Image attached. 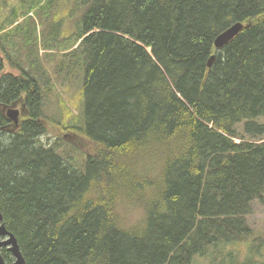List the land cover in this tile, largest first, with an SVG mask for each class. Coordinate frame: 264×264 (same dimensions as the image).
Returning <instances> with one entry per match:
<instances>
[{
    "label": "trees",
    "instance_id": "1",
    "mask_svg": "<svg viewBox=\"0 0 264 264\" xmlns=\"http://www.w3.org/2000/svg\"><path fill=\"white\" fill-rule=\"evenodd\" d=\"M3 3L0 210L26 263L264 264L248 221L264 197V0H71L62 17L60 0ZM40 45L63 52L59 72L84 69L83 169L42 139ZM18 100L14 130L2 108Z\"/></svg>",
    "mask_w": 264,
    "mask_h": 264
},
{
    "label": "rangeland",
    "instance_id": "2",
    "mask_svg": "<svg viewBox=\"0 0 264 264\" xmlns=\"http://www.w3.org/2000/svg\"><path fill=\"white\" fill-rule=\"evenodd\" d=\"M13 1L15 2L16 0ZM5 5L6 4L3 3V0H0V8ZM70 6L71 0H60L56 15L62 17L67 11H69ZM82 13L83 11L78 13L77 18L72 14L71 17L63 23V29L65 31L71 30L74 26V20L79 19ZM37 28L39 31L42 29L40 26ZM48 52L50 55H47V51L43 50V47L40 45L39 56L42 61L41 63L48 70L49 75L53 79L51 84L53 89H50L48 95L50 100L47 106H45L46 119L50 124L46 122L47 130L42 139L49 145H53L56 142L60 153L71 159L77 168L83 169L87 156L88 154H92L91 150L93 149L88 139L84 137L81 132V129L85 127L84 96L81 91L83 86L84 69H79V67L78 69L75 68L71 72V75H68L66 69L63 72H59L63 52ZM4 62V72H10L14 75L20 73L17 68L12 66V62L9 59H6V57H4ZM61 72L64 76H60L59 73ZM12 106H15L18 109L22 107V103L18 100L9 106H4L2 109L6 116L8 109ZM260 121L264 122V116L260 118ZM69 126H74L71 130L72 132L68 131ZM237 127L239 131H242L243 123H240ZM13 128L14 130H17L19 124H13ZM252 205L254 212L249 216L248 221L253 230V237L262 236L261 238H264V197L263 200H254ZM234 248L236 249V247ZM229 249H231V247H227L224 252H227ZM240 249L244 252L245 246H240ZM199 264H209V261L206 258H200Z\"/></svg>",
    "mask_w": 264,
    "mask_h": 264
},
{
    "label": "water",
    "instance_id": "3",
    "mask_svg": "<svg viewBox=\"0 0 264 264\" xmlns=\"http://www.w3.org/2000/svg\"><path fill=\"white\" fill-rule=\"evenodd\" d=\"M244 28V24L238 22L233 24L230 28L226 29L223 33H221L215 40V47L217 50L222 49L225 45H227L242 29ZM214 57L209 62V67H211ZM16 105V104H14ZM3 110V109H2ZM21 116L26 115L25 107L22 105L21 109H17L15 106H12L9 111V117L15 118L14 114ZM13 120V119H12ZM15 124L18 125L19 121H15ZM7 248L14 256L15 260L12 264H27L26 259L24 258L22 251L20 249V245L16 236L7 229L6 223L4 221V216L0 210V264H9L6 261L2 254V249Z\"/></svg>",
    "mask_w": 264,
    "mask_h": 264
},
{
    "label": "flooded vegetation",
    "instance_id": "4",
    "mask_svg": "<svg viewBox=\"0 0 264 264\" xmlns=\"http://www.w3.org/2000/svg\"><path fill=\"white\" fill-rule=\"evenodd\" d=\"M18 109H21V108H18ZM14 114V113H13ZM14 116H15V118H12L13 120V122H14V120L15 121H17V119H18V121L20 122V116H21V113L19 114V115H16V114H14ZM10 118V117H9ZM13 124H15V122L13 123Z\"/></svg>",
    "mask_w": 264,
    "mask_h": 264
},
{
    "label": "bare ground",
    "instance_id": "5",
    "mask_svg": "<svg viewBox=\"0 0 264 264\" xmlns=\"http://www.w3.org/2000/svg\"><path fill=\"white\" fill-rule=\"evenodd\" d=\"M10 109V108H9ZM9 109H8V111H9ZM8 111H7V117L9 118V115H8ZM10 119V118H9ZM10 120H12V119H10ZM6 259V258H5ZM14 259V258H13Z\"/></svg>",
    "mask_w": 264,
    "mask_h": 264
}]
</instances>
